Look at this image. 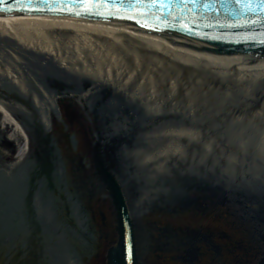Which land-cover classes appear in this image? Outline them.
Masks as SVG:
<instances>
[{
    "label": "rangeland",
    "instance_id": "rangeland-1",
    "mask_svg": "<svg viewBox=\"0 0 264 264\" xmlns=\"http://www.w3.org/2000/svg\"><path fill=\"white\" fill-rule=\"evenodd\" d=\"M193 90L199 95L193 98L200 105L198 109L215 111L220 115L217 120H226L230 125H216L212 121L203 124L201 119L199 124L178 116L170 120L165 114H157L167 120L140 135L143 142L125 166L130 168L134 160L132 168L142 177V183L139 176L133 183L130 178L135 176L126 175L124 184L130 183L127 187L130 192L124 189L127 202L134 213H139L144 201L183 191L194 182L204 185L213 180L227 189L239 188L233 196L200 193V213L189 217L147 212L135 215V219L147 224L161 221L187 230L200 228L206 235L211 232L227 236L214 237V242L235 249L210 264H230L235 258L240 261L235 264H246L248 257L251 259L254 240L246 226L243 228L233 217L232 205L219 203L223 199L250 200L246 191L240 193L243 191L240 188L250 184L258 188L253 195L264 188V120L258 121V116H264V100L257 106L249 105L252 109L248 114L259 111L254 118L244 120L246 117L240 115L230 123L221 113L230 110L229 99L240 92L236 93L232 87L214 89L210 85ZM242 92L249 94L250 90ZM108 93L115 99L116 110H120L122 102L134 108L135 102L127 99V94ZM1 119L0 115V172L4 175L0 177V264H105V253L116 241L114 211L106 190L91 176L94 146L102 141L98 140L99 136L106 137L104 129H97V121H91L95 134L89 148L86 139L90 129L86 120L66 110L52 117V128L44 134L50 136L47 143H42L39 130H25L26 139L19 131L2 124ZM71 135L74 144L70 142ZM24 149L25 155H20ZM116 154L119 155L118 151ZM123 168L119 167L118 172ZM75 179L83 182L87 192L75 185ZM245 253L247 261L243 259ZM206 259V256L200 259V264L209 263Z\"/></svg>",
    "mask_w": 264,
    "mask_h": 264
},
{
    "label": "bare ground",
    "instance_id": "bare-ground-1",
    "mask_svg": "<svg viewBox=\"0 0 264 264\" xmlns=\"http://www.w3.org/2000/svg\"><path fill=\"white\" fill-rule=\"evenodd\" d=\"M6 40L9 46L4 44L0 50L1 123L19 131L23 137L25 130L31 129L48 133L52 117L60 116L63 110L86 120L90 129L86 139L89 148L95 134L93 119L97 121V129H104V134L118 133L116 129L123 137L129 129L127 120L133 118L125 111L124 102L116 110L115 99L108 92L127 94L136 109L153 111L148 114L151 118L153 114H165L172 120L175 115H181L184 120L199 124L201 119L203 124L212 121L226 126L230 124L217 120L220 115L215 111L197 108L198 101L193 98L199 95L194 93V87H232L236 93L240 92L229 99L230 110L221 113L230 123L240 115L246 117L244 120L254 118L259 111L248 114L252 109L249 105L257 106L264 100V55H216L202 51L206 48L197 42L149 33L125 22L0 13V41ZM21 64L26 67V76L22 78L12 69ZM247 90L249 94L242 92ZM213 116L215 119H211ZM167 117H161L159 123L163 125ZM258 117V121L264 120V116ZM133 128L141 130L137 123H133ZM25 152L24 149L20 155ZM133 165L134 160L130 168L124 167L122 171L128 172L129 178L135 176L130 182L134 183L139 176L142 183ZM0 177H4L1 172ZM211 182L188 184L183 191L162 194L144 201L139 208H157L207 192L233 196L239 189H227ZM129 185L123 184L126 192H130ZM257 189L250 184L240 188L243 190L240 193L246 191L252 198Z\"/></svg>",
    "mask_w": 264,
    "mask_h": 264
},
{
    "label": "water",
    "instance_id": "water-1",
    "mask_svg": "<svg viewBox=\"0 0 264 264\" xmlns=\"http://www.w3.org/2000/svg\"><path fill=\"white\" fill-rule=\"evenodd\" d=\"M165 5L152 3V0H143L136 4V0H124V5L116 4L99 8L101 14H81L85 8L80 7L73 0H48L51 7L42 10L23 12L16 10L17 0H0V13L26 14V15H53L65 17H78L94 20H108L125 22L145 31L162 36H177L199 43L216 55H264V5L252 0L237 2V0H173ZM131 3L134 7H127ZM123 17V18H120ZM139 21V23H137ZM147 24V27H142ZM156 29V30H152ZM155 32V33H154ZM8 40V39H7ZM144 112V111H143ZM140 111L139 115L132 116L128 122L127 133L145 134L149 129L161 121V117L150 120V115ZM131 117V116H130ZM95 118V117H94ZM133 123L139 124L141 130L133 128ZM155 125V126H154ZM111 138L105 137L96 142L95 168L101 181L106 186L114 210L116 241L105 253L106 264H142L137 256L136 238L134 228V212L128 205L123 190V180L120 178L119 167L114 159L118 154L131 151L143 142L141 136L135 141L125 145L120 143L121 132L115 131ZM126 134V133H124ZM132 136V135H131ZM135 143V145H132ZM254 197L246 201V206L258 210L259 221L264 223V189L258 191ZM261 257L254 264H264V237H262Z\"/></svg>",
    "mask_w": 264,
    "mask_h": 264
},
{
    "label": "flooded vegetation",
    "instance_id": "flooded-vegetation-1",
    "mask_svg": "<svg viewBox=\"0 0 264 264\" xmlns=\"http://www.w3.org/2000/svg\"><path fill=\"white\" fill-rule=\"evenodd\" d=\"M8 42L9 41L7 40L5 41V43L0 41V50L3 48L4 44L9 46ZM1 52L2 51H0V53ZM12 69L15 70L16 74L19 77L22 78L26 76V67L24 64H21L19 67L12 66ZM3 87L5 88V86ZM5 89H8V87L6 86ZM1 95L2 94L0 93V96ZM124 106L126 105L124 104ZM129 107L130 105L127 108H125V111L128 112L129 115H132L135 111L136 112L138 111V110H134L136 105H134V108H129ZM128 109L131 110L129 111ZM138 113L139 112H137L135 116L139 115ZM39 134L41 135L42 143H47V139L50 136H46L44 135V133L43 134L39 133ZM108 136L110 135H107L106 137ZM118 137L120 143H122L123 145H125L126 142L128 144L130 142L131 144L132 141H135V138L137 139L136 134H132L131 136L128 133L124 134L123 137H120V135ZM70 142H72L73 144L76 142L73 135H71L70 137ZM132 145H135V143H133ZM134 149L136 148H133L131 151L128 152L125 151V153L123 154L119 153V155H117L118 157L114 159H110L111 162H115L116 164H119L120 167H125L126 165H129V160L133 159L132 151ZM57 153L60 154L58 149H57ZM58 159L60 160V158ZM95 159H96L95 156L91 157V162L93 167V172L91 173V176L94 177L99 182V184L106 190L108 194L106 186L101 181V178L98 175L97 170L94 166ZM119 174H120L119 175L120 178H122L124 174L126 177L128 172H124L121 170ZM125 177L122 178L124 182H125ZM73 181L75 182V185L78 188H80L83 191H86V189L82 184L83 182L81 180L75 179ZM199 197L200 196H197L195 198L193 197L182 200H176L175 202L170 203L173 204L172 207L159 206L157 208H152L149 210H142L140 208L138 209L139 213H136V215L137 214L143 215L147 212L148 213L151 212L153 214L158 213L159 215H168V217H175V218L189 217L188 215L191 216V214L195 215L197 213H200ZM245 202L246 201L241 199H237V200L223 199V201H221L219 204L220 205H222L223 203L231 204L232 211L235 214L233 217L236 218V221L242 224L243 228L246 226V228L249 230L250 237L254 240V246L252 247V249L250 248L251 254H249V256L251 257V259L249 257H248L249 260L247 259L248 255L246 253L243 255V259H245V261L248 260L246 264H254L261 257V253H262V239H263L262 237H264V223H262L261 221H259V219H257L259 215L258 210L256 209L253 210L254 207L249 208L248 206H246ZM135 217L136 216H134L133 221L135 228L136 251H137V256L142 264H152L150 261H152L154 264H159V263L163 264L166 261H170L176 264L177 263L200 264V259H203L205 256L207 257L206 262H209L207 264H210L211 262H217L218 260H221L225 256L227 257L229 254L233 252V249H235L234 246L227 248V244L218 245L214 242L215 238L222 239L223 237H227V236H222V235L217 236L211 232H209L206 235L200 232V228L187 230V228H180L178 226H173L169 223L163 224L161 221L153 224L141 223L140 221H138L139 219L136 220ZM165 255L167 257L163 259ZM238 259L241 258L239 257ZM230 261H231L230 264H235L237 262L238 263L240 262L236 260V258L233 260L231 259Z\"/></svg>",
    "mask_w": 264,
    "mask_h": 264
},
{
    "label": "snow or ice",
    "instance_id": "snow-or-ice-1",
    "mask_svg": "<svg viewBox=\"0 0 264 264\" xmlns=\"http://www.w3.org/2000/svg\"><path fill=\"white\" fill-rule=\"evenodd\" d=\"M74 3H77L80 7L85 8L84 13L77 12L76 15L81 14H101L98 9L106 7L108 5L115 6L116 4L124 5V0H73ZM143 0H136V4L142 3ZM173 0H168V3H172ZM237 2H243V0H237ZM252 0H247V3H251ZM257 3L264 5V0H256ZM152 3H160L162 6L165 5L164 0H152ZM41 5L44 7H51L48 3V0H17L16 10L23 12L25 10L29 11H39L42 10ZM134 4L129 3L127 7H134ZM123 18V17H120ZM139 23V21H137ZM142 27H147V24H142ZM153 31L156 29H152Z\"/></svg>",
    "mask_w": 264,
    "mask_h": 264
}]
</instances>
